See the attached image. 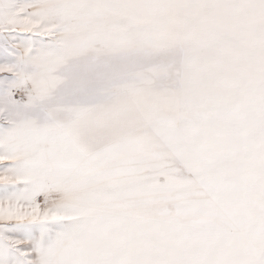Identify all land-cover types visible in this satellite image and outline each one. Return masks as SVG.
<instances>
[{"label":"snow or ice","instance_id":"6c2138e0","mask_svg":"<svg viewBox=\"0 0 264 264\" xmlns=\"http://www.w3.org/2000/svg\"><path fill=\"white\" fill-rule=\"evenodd\" d=\"M0 264H264V0H0Z\"/></svg>","mask_w":264,"mask_h":264}]
</instances>
